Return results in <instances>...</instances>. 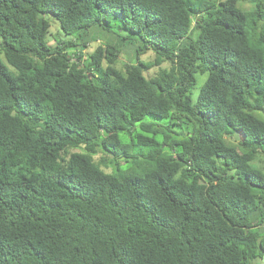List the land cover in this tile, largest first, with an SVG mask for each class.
<instances>
[{"label": "trees", "instance_id": "1", "mask_svg": "<svg viewBox=\"0 0 264 264\" xmlns=\"http://www.w3.org/2000/svg\"><path fill=\"white\" fill-rule=\"evenodd\" d=\"M263 108L264 0H0V264L264 259Z\"/></svg>", "mask_w": 264, "mask_h": 264}, {"label": "rangeland", "instance_id": "2", "mask_svg": "<svg viewBox=\"0 0 264 264\" xmlns=\"http://www.w3.org/2000/svg\"><path fill=\"white\" fill-rule=\"evenodd\" d=\"M211 1H214V0H211ZM58 30H59V24L56 23V22H54V21H52L51 35L56 34V33L58 32ZM50 44H52V45L55 44L53 38H50ZM95 48H96V46L93 45L92 48H91V52L94 51ZM143 60H145V61H153V60H154V55L151 54V53H149L148 55H146V56L143 57ZM130 61H131V57L129 56L128 53L125 52V53H123L122 56L120 57V60H119V63H118V65H117V67L123 70V69L125 68V65L128 64V63H130ZM156 71H157V69L152 70V71H151V74L155 73ZM204 80H205V77H202V78L198 81V83H197V87H196V89L194 90V94H195L196 97H198V95H199V93H200V90H201V87H202V85H203V83H204ZM263 110H264V108H263ZM263 110H262V111H259V112L257 113V116H258L259 118H261L262 120H264V111H263ZM259 158H262V157L259 156ZM263 159H264V157H263ZM253 264H264V259H261V260L258 259V260H256V261H254Z\"/></svg>", "mask_w": 264, "mask_h": 264}, {"label": "water", "instance_id": "3", "mask_svg": "<svg viewBox=\"0 0 264 264\" xmlns=\"http://www.w3.org/2000/svg\"><path fill=\"white\" fill-rule=\"evenodd\" d=\"M236 138H237V140L239 141V135H238V134H236Z\"/></svg>", "mask_w": 264, "mask_h": 264}]
</instances>
